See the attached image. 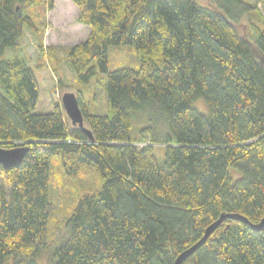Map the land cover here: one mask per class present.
Instances as JSON below:
<instances>
[{
  "label": "trees",
  "instance_id": "16d2710c",
  "mask_svg": "<svg viewBox=\"0 0 264 264\" xmlns=\"http://www.w3.org/2000/svg\"><path fill=\"white\" fill-rule=\"evenodd\" d=\"M69 1L89 29L66 58L92 140L59 104L35 113L32 68L16 55L5 58L25 29L38 33L31 10H52L53 0H0V147H26L19 167L0 166V264L43 257L44 264H174L222 214L259 223L264 15L245 0ZM112 47L128 48L138 68L109 71ZM97 74L105 114L89 113L82 98ZM199 99L206 113L194 107ZM139 114L151 124L133 136ZM159 119L167 129L163 161L154 154ZM53 156L68 179L90 170L101 180L78 195L57 244L47 241ZM230 169L239 173L235 181ZM182 264H264V229L224 219Z\"/></svg>",
  "mask_w": 264,
  "mask_h": 264
},
{
  "label": "rangeland",
  "instance_id": "374dc122",
  "mask_svg": "<svg viewBox=\"0 0 264 264\" xmlns=\"http://www.w3.org/2000/svg\"><path fill=\"white\" fill-rule=\"evenodd\" d=\"M198 1L205 6L213 3V0ZM245 1L264 15V0ZM77 11V8L69 0H53L52 10H46L42 6L34 8L31 10V15L33 21L36 24L39 23L38 33L34 34L25 29L19 47L6 51V59H12V55L18 56L30 65L35 74L39 88V100L35 113H50L53 106L61 105L63 94L77 95L78 90H81L66 58L68 49L83 42L89 34L88 27L76 22ZM249 20V15L241 19L245 24V30L249 28L247 26ZM248 33L250 34L251 31L248 30ZM128 50V48H109V71L121 68H138V62ZM102 78H104L103 75L97 74L93 78L96 81L95 84L92 83L88 89L82 91L83 102L89 113L105 114L107 112L104 91L100 84ZM194 107L201 113L207 111L202 99L197 100ZM68 122L71 125L69 119ZM149 124L151 123L148 121L147 115L139 114L134 122L132 135L135 136L138 129ZM152 129L154 137L157 139V144L154 145V154L159 161H163L162 142L167 134L165 123L160 119L156 120ZM144 143L148 144L149 139ZM50 164V200L53 205V214L48 225L47 241L50 240L53 244H57L67 234L65 219L74 207L78 195L88 189L97 188L101 180L97 174L90 170L82 171L75 179H68L61 170L57 156L51 158ZM229 174L232 181L239 178V173L233 169L229 170ZM38 262L44 264V257L38 259Z\"/></svg>",
  "mask_w": 264,
  "mask_h": 264
},
{
  "label": "water",
  "instance_id": "95a60500",
  "mask_svg": "<svg viewBox=\"0 0 264 264\" xmlns=\"http://www.w3.org/2000/svg\"><path fill=\"white\" fill-rule=\"evenodd\" d=\"M261 63L264 64V61L261 60ZM61 107L66 117L69 119L71 125L84 130L87 133L88 138L92 140V135L84 126V118L76 95L73 93L63 94L61 97ZM25 153L26 147L23 146L11 149H5L0 147V166L5 170L19 167L24 158ZM224 219H233L246 223L255 232H260L262 229H264V217L260 220L259 223L252 224L248 221V219L239 214H222L219 219H217L205 230L203 236L196 244L182 252L176 258L174 264H182L184 261H186L196 250H198L206 242V240L210 237L213 231L218 228V226L222 223Z\"/></svg>",
  "mask_w": 264,
  "mask_h": 264
}]
</instances>
